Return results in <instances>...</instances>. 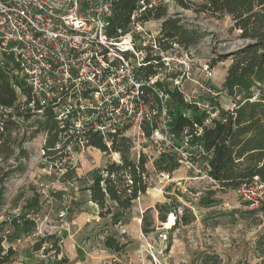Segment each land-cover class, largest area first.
<instances>
[{
  "label": "built area",
  "instance_id": "2783aa9c",
  "mask_svg": "<svg viewBox=\"0 0 264 264\" xmlns=\"http://www.w3.org/2000/svg\"><path fill=\"white\" fill-rule=\"evenodd\" d=\"M119 1L0 0V67L22 83L13 82L18 112L40 119L49 110L59 130L55 150L66 156L75 149L88 150L89 134L100 136L108 149L115 137L123 136L136 160L151 148L158 155L172 152L181 167L195 170L188 130H183L179 142L170 130L172 109L164 88L173 79L168 75L178 61L176 45L164 48L160 23L154 22L158 28L151 30L150 22L140 20L148 11L177 7V3L136 0L130 21L113 29ZM183 1L207 6L210 0ZM173 80L168 87L208 115L205 125L219 118L214 91L205 88L208 98L200 100L182 89V80H191L189 69ZM14 119L22 122L20 116ZM195 128V136L200 135L201 129ZM41 153L45 158L43 149ZM113 154L119 163V155ZM207 170L204 164L199 172L214 183ZM158 178L168 180L169 175L159 172ZM47 188L39 183L36 192L44 195ZM235 192L251 210L264 202V183L257 179L241 184ZM27 218L35 222L30 215ZM36 229L34 236H45Z\"/></svg>",
  "mask_w": 264,
  "mask_h": 264
},
{
  "label": "rangeland",
  "instance_id": "374dc122",
  "mask_svg": "<svg viewBox=\"0 0 264 264\" xmlns=\"http://www.w3.org/2000/svg\"><path fill=\"white\" fill-rule=\"evenodd\" d=\"M181 19L197 35V43L188 49L175 44L176 65L168 77L180 76L189 69L190 81L182 80L184 92L189 96L206 100L205 88L215 92L213 98L219 108L231 109L232 103L222 88L229 55L246 44L233 29L232 18L219 13L167 7L166 18ZM162 20L157 23L163 22ZM147 26L156 30L154 20ZM173 46V45H172ZM171 47V46H170ZM225 56L222 62L215 61ZM207 70V71H206ZM210 76H208V73ZM171 78V79H172ZM168 80L169 87L174 80ZM212 99V100H213ZM34 119L23 127L29 128ZM33 129V128H31ZM30 132V130H29ZM44 133L37 134L24 144L27 159L21 162L24 171L13 174L3 182V202L0 208V237L3 247L15 251L11 264H39L53 260V254L34 252L33 245L40 238L34 236L35 227L42 235H56L64 245V235H73L81 253L69 264H260L264 256V215L252 210L237 196L235 190H219L199 172L202 165L195 161V170L185 169L180 164L168 180L158 178L153 166L158 154L154 149L145 152L149 189L133 207L124 212L120 224L113 225L109 219L96 226L92 221L80 231L72 224V218L89 216L92 206L88 203L86 186L94 170H101L108 162H117L113 153L104 154L90 147L75 149L68 156L56 161L55 166L41 153L45 143ZM7 165L15 166L14 162ZM7 165L2 168L6 169ZM3 170V171H4ZM1 171V170H0ZM1 176V172H0ZM39 183L48 186L46 194L38 195ZM203 201V202H202ZM212 202L206 206L205 203ZM170 203L175 212L167 216L172 220L168 229L157 220L155 205ZM151 209L155 231L143 235L138 219ZM24 213L33 217V224L15 226L14 222ZM77 214V215H76ZM177 217H176V216ZM90 219V217L88 218ZM141 223V222H140ZM36 229V230H37ZM30 230V231H29ZM29 231V234H25ZM111 236L125 247L119 253L104 247V239ZM60 258V255L59 257Z\"/></svg>",
  "mask_w": 264,
  "mask_h": 264
},
{
  "label": "trees",
  "instance_id": "16d2710c",
  "mask_svg": "<svg viewBox=\"0 0 264 264\" xmlns=\"http://www.w3.org/2000/svg\"><path fill=\"white\" fill-rule=\"evenodd\" d=\"M174 1L179 8L192 7L183 0ZM199 6L201 11L207 10L213 14L231 17L233 29L239 31L240 39L247 43L229 55L231 63L226 69L222 84L232 107L220 108L219 118L212 120L210 125L204 124L208 115L203 110L195 104L186 103L180 92L170 89L166 84L164 90L170 97L172 109L170 130L176 135L178 142L183 130H188L189 152L194 154V160L200 165L207 164V174L219 190H235L241 184L254 179L264 183V0H210L209 5ZM135 8L136 0H120L112 20V28L125 26ZM166 15L167 9L158 7L148 11L140 20L157 22L166 18ZM159 35L164 48L177 44L188 49L198 39L196 33L181 19H163ZM225 58H218L214 64ZM148 72L152 74L151 69ZM13 82L22 86L8 69L0 67V208L3 202V182L13 174L24 171L21 162L27 159L25 143L37 134L44 133L45 158L55 166L56 161L66 156L55 150L59 130L57 121L49 110L45 109L41 118L34 119L29 128L23 127L31 117L28 113L18 112ZM18 116L22 117L21 123L14 119ZM195 126L201 129L198 136L194 134ZM146 134L149 135L148 130ZM87 140L89 147L104 154L116 153L120 157L119 163L108 162L101 170H94L85 189L89 193V201L97 208V216L118 225L121 223L122 214L130 210L150 187L145 167L147 158L141 154L138 160L134 159L130 154V141L123 136L115 137L110 149L97 134H89ZM9 162H14L15 166L7 165ZM3 165H7L5 170ZM153 166L158 171L171 173L178 168L179 163L174 153L163 152L157 156ZM211 203L207 202L205 205ZM154 209L160 223H165L167 216L175 212L170 203L156 204ZM150 212L151 209H147L141 216L140 229L143 235L155 231ZM252 213L264 215V202L259 209L252 210ZM27 216L26 213L21 215L13 221L14 225L33 224ZM29 231L25 234H29ZM3 241V237H0V264H11L16 255L15 251L11 247L5 249ZM60 241L61 238L56 235H45L34 243L33 251L42 252L44 255L52 253L53 260L48 264H69L67 258H58L61 252ZM104 247L119 253L125 245L111 236H106ZM261 258L260 264H264V256ZM39 264H45V261H40Z\"/></svg>",
  "mask_w": 264,
  "mask_h": 264
},
{
  "label": "crops",
  "instance_id": "0c3cea01",
  "mask_svg": "<svg viewBox=\"0 0 264 264\" xmlns=\"http://www.w3.org/2000/svg\"><path fill=\"white\" fill-rule=\"evenodd\" d=\"M86 193L88 203L93 208L91 209L92 214H90L89 216H81L84 215V213H80V216H75V220L72 218V224H76L74 226L77 228L78 231H80L81 229H85L88 226L87 223H89L90 221H92L96 226H99L98 224L100 223V221H102L97 216L96 206L89 201V193L87 191ZM89 217L90 219H88ZM138 222L139 224H141V218L140 220L138 219ZM62 239H64V245L62 248L60 247V256L67 258L69 262L73 261L81 253V248L79 247V245L76 244V242H74L73 235L71 234H69L68 236L64 235V238Z\"/></svg>",
  "mask_w": 264,
  "mask_h": 264
},
{
  "label": "bare ground",
  "instance_id": "6f19581e",
  "mask_svg": "<svg viewBox=\"0 0 264 264\" xmlns=\"http://www.w3.org/2000/svg\"><path fill=\"white\" fill-rule=\"evenodd\" d=\"M172 224H173V223H172V220H169V221H168L167 223H165L164 225H165L166 228L169 229V228L172 226Z\"/></svg>",
  "mask_w": 264,
  "mask_h": 264
}]
</instances>
